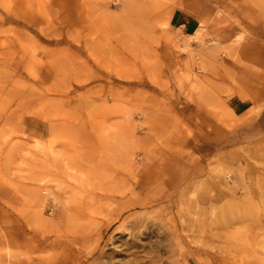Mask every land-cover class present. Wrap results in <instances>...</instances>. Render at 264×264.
Instances as JSON below:
<instances>
[{"label": "rangeland", "instance_id": "obj_1", "mask_svg": "<svg viewBox=\"0 0 264 264\" xmlns=\"http://www.w3.org/2000/svg\"><path fill=\"white\" fill-rule=\"evenodd\" d=\"M0 264H264V0H0Z\"/></svg>", "mask_w": 264, "mask_h": 264}, {"label": "bare ground", "instance_id": "obj_2", "mask_svg": "<svg viewBox=\"0 0 264 264\" xmlns=\"http://www.w3.org/2000/svg\"><path fill=\"white\" fill-rule=\"evenodd\" d=\"M145 228H146V227H145ZM94 253H95V252H94ZM91 255H92V254H91ZM91 255H90V256H91ZM86 257H87V256H86ZM87 259H88V258H87ZM87 259H86V260H87Z\"/></svg>", "mask_w": 264, "mask_h": 264}]
</instances>
